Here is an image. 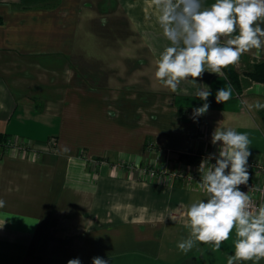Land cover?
<instances>
[{
  "label": "crops",
  "instance_id": "crops-1",
  "mask_svg": "<svg viewBox=\"0 0 264 264\" xmlns=\"http://www.w3.org/2000/svg\"><path fill=\"white\" fill-rule=\"evenodd\" d=\"M167 46L152 0H0V134L32 144L0 143V264H227L234 232L219 249L177 247L189 236L187 206L206 196L200 186L142 171L198 168L222 128L247 133L248 161L264 162V109L249 107L264 101V83L244 75L264 61V43L231 64L241 89L223 69L168 89L154 75ZM205 87L210 107L194 121Z\"/></svg>",
  "mask_w": 264,
  "mask_h": 264
},
{
  "label": "clouds",
  "instance_id": "clouds-1",
  "mask_svg": "<svg viewBox=\"0 0 264 264\" xmlns=\"http://www.w3.org/2000/svg\"><path fill=\"white\" fill-rule=\"evenodd\" d=\"M152 5L162 34L169 41L156 62L154 75L172 91L183 80L196 82L205 71L220 74L243 53L264 43V28L258 23L264 19V0H215L208 7H203L201 0H152ZM221 38H227L225 43L221 44ZM195 95L204 103L192 109L194 121L208 111L211 90L198 88ZM231 96L229 85L217 90L215 100L223 103ZM249 107L264 109V101H255ZM211 143L218 144V151L209 153L199 166V186L206 196L187 206L185 226L189 236L177 247L188 252L199 242L219 249L234 232V254L227 264L259 261L264 258V204L254 207L249 194L240 188L249 185V136L232 128L215 129ZM4 206L0 200V208ZM4 224L5 217L0 228ZM67 264L81 261L73 258ZM92 264L108 261L95 256Z\"/></svg>",
  "mask_w": 264,
  "mask_h": 264
},
{
  "label": "built area",
  "instance_id": "built-area-1",
  "mask_svg": "<svg viewBox=\"0 0 264 264\" xmlns=\"http://www.w3.org/2000/svg\"><path fill=\"white\" fill-rule=\"evenodd\" d=\"M30 145H32L30 142H26L20 138L9 139L5 143L6 147L12 146L19 150H22L23 148ZM207 155H203L202 159L207 157ZM209 162L214 163L215 161L211 160ZM120 165L126 166L129 164L122 161L120 162ZM248 171L250 173L249 185L247 187L241 185L240 188L242 191H246L249 194L252 205L254 207H258L261 204H264V162L255 160L248 161ZM142 172L143 174L146 173L151 177H154L159 173H167V175L187 179L190 183H194L193 181H195L198 186L200 184L201 172L199 171V167H192L190 164H175L174 168H169L166 164H163L158 168L145 167Z\"/></svg>",
  "mask_w": 264,
  "mask_h": 264
},
{
  "label": "trees",
  "instance_id": "trees-1",
  "mask_svg": "<svg viewBox=\"0 0 264 264\" xmlns=\"http://www.w3.org/2000/svg\"><path fill=\"white\" fill-rule=\"evenodd\" d=\"M224 73L226 74L227 78L229 79L230 83L236 88L241 89L243 85H245L244 82H240L239 80V74L238 72L231 66H227L223 68ZM248 81H254L259 83H264V61L257 62L253 64L250 68L247 69V71L244 74ZM7 136L0 134V143H6L7 142ZM178 158L180 161H184L187 163H197L200 161L199 156H194L189 153H181L178 155Z\"/></svg>",
  "mask_w": 264,
  "mask_h": 264
},
{
  "label": "rangeland",
  "instance_id": "rangeland-1",
  "mask_svg": "<svg viewBox=\"0 0 264 264\" xmlns=\"http://www.w3.org/2000/svg\"><path fill=\"white\" fill-rule=\"evenodd\" d=\"M200 159H201V157H200Z\"/></svg>",
  "mask_w": 264,
  "mask_h": 264
}]
</instances>
